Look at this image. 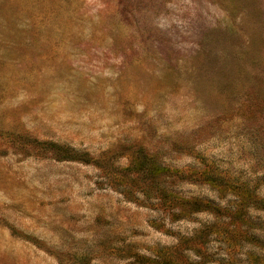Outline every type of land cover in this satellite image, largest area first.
<instances>
[{
  "label": "rangeland",
  "instance_id": "rangeland-1",
  "mask_svg": "<svg viewBox=\"0 0 264 264\" xmlns=\"http://www.w3.org/2000/svg\"><path fill=\"white\" fill-rule=\"evenodd\" d=\"M0 264H264V0H0Z\"/></svg>",
  "mask_w": 264,
  "mask_h": 264
}]
</instances>
